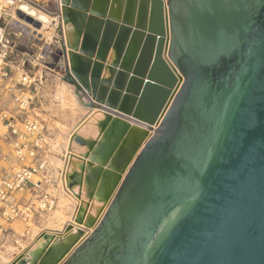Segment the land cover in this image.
<instances>
[{"label": "water", "instance_id": "water-1", "mask_svg": "<svg viewBox=\"0 0 264 264\" xmlns=\"http://www.w3.org/2000/svg\"><path fill=\"white\" fill-rule=\"evenodd\" d=\"M56 13L70 78L103 116L67 162L76 229L11 264H264V0H58Z\"/></svg>", "mask_w": 264, "mask_h": 264}, {"label": "built area", "instance_id": "built-area-1", "mask_svg": "<svg viewBox=\"0 0 264 264\" xmlns=\"http://www.w3.org/2000/svg\"><path fill=\"white\" fill-rule=\"evenodd\" d=\"M16 13V9L13 15L9 10H0V83L5 84L15 108L13 115L0 116V244L11 241L18 246L25 238L26 230L17 233L11 226L19 223L28 229L36 218L55 210L58 192H70L65 182L68 155L61 157L62 166L57 180L50 177L48 156L51 136L45 122L33 113L37 105L40 107L38 90L43 76L31 78L25 53H20L17 42L11 40V35L16 36L10 28ZM51 28L52 38L44 41L45 48L40 53V59H49L56 52L62 53L55 67L63 61L62 78L70 77L63 60L65 34L59 15L53 17ZM51 44L55 45H52L54 51Z\"/></svg>", "mask_w": 264, "mask_h": 264}, {"label": "rangeland", "instance_id": "rangeland-1", "mask_svg": "<svg viewBox=\"0 0 264 264\" xmlns=\"http://www.w3.org/2000/svg\"><path fill=\"white\" fill-rule=\"evenodd\" d=\"M16 4L23 3L27 4L29 7L40 11L44 14H47L49 16L51 15H58L56 13V5L54 0H10ZM10 6L8 8H5V11H8L13 15V10H15L16 6ZM53 18V16H51ZM10 28L12 29V33H16V36L11 35V40L14 42H17L18 45V51L20 53H25L24 58L28 61L30 68L28 69L30 72L31 78L34 76L36 79H39L43 76V81L41 82V88L38 90V98H39V104H40V110H34L33 113L37 114L46 124L49 134L51 136V139H54L56 137L57 133V127L55 126L56 122H62L61 119V113L58 107V102L55 99L56 90L59 87V85L64 82L67 84H70L71 87H75L76 91L79 93V89L76 87L75 83L72 81L70 77H63V61L59 63V67H55V64L60 59L59 52L54 53L51 58L44 60L40 59L41 55L40 53L44 51L45 45L44 41L48 42V39L52 38L53 35V28H51V25L49 28L41 30L39 33V27H36L32 23L26 22L24 19L19 18L17 15L14 16V19L12 21V24L10 25ZM20 33V35H19ZM55 46L54 44H51V46ZM52 46V47H53ZM54 48H52V51H54ZM19 53V54H20ZM40 72V73H39ZM74 89V88H73ZM79 100V99H78ZM39 108V106L37 105ZM84 109V107L82 106ZM91 109V108H87ZM14 105L12 103V97L9 93L5 90V84L3 82L0 83V116L2 114L13 115L15 112ZM50 146V143H49ZM52 157V156H51ZM50 155L48 156V162L50 163ZM61 158V157H59ZM61 163V161H60ZM61 165V164H60ZM54 166V165H53ZM61 167V166H60ZM59 167V168H60ZM56 167H52L51 170H53V174ZM58 168V169H59ZM56 174H54L55 176ZM55 180V179H54ZM52 191V189H50ZM55 192V191H54ZM58 197V196H57ZM58 203L56 204V206ZM57 208H55L56 210ZM54 210V212H56ZM50 214H44L41 216L40 220L43 222V226L51 227L52 225H49L51 217L54 215L53 213ZM51 215V216H50ZM58 223H55L54 225H57ZM61 225V224H58ZM14 231L17 233H22L24 230H29V237L33 238V231L37 230L34 225H29L28 229L25 228L23 225L19 223L13 224L11 226ZM38 231V230H37ZM22 244L19 243V247ZM16 246V247H18ZM7 247H13L14 252H16L15 247L11 246L10 243L6 244H0V248L6 249ZM13 252V253H14ZM12 253V254H13Z\"/></svg>", "mask_w": 264, "mask_h": 264}, {"label": "bare ground", "instance_id": "bare-ground-1", "mask_svg": "<svg viewBox=\"0 0 264 264\" xmlns=\"http://www.w3.org/2000/svg\"><path fill=\"white\" fill-rule=\"evenodd\" d=\"M54 1L57 10L58 0H54ZM13 5H15V3L10 0H0V10L1 9L5 10L3 7L8 8ZM15 6L17 12H20L25 17L31 18L33 23L39 24L40 26L39 33L41 32V30L49 28L51 23H53V18L51 16L44 14L40 11H37L29 7L27 4L19 3L16 4ZM73 91H74L73 87H71L70 84L64 82H62L56 90L55 99L58 102V107L61 113L60 115L62 122L55 123V126L57 127L58 131L56 133V137L54 139H51L50 141V157L52 156L50 158L51 160L50 163L52 164V166L49 164V172H50V177L55 180H57L58 170L61 168L60 166H62V159L59 157H62L65 154L66 155L69 154L77 157L79 154L84 152V148L77 145L76 142L73 140L74 136H78L83 139H90V138L94 139L97 135L95 124L103 116L102 115L103 112L101 110H95L93 108L83 109L82 108L83 104L84 103L87 104L88 101L85 99L83 100V102L79 101L78 98L74 95ZM60 161H61V165H60ZM76 161L77 160L75 159L72 160L73 163L72 167ZM52 167H56L54 171V174H56L55 176L52 173L53 172V170H51ZM75 193H77V189H75L73 193L70 192V194L58 192L57 198L59 201H58L57 209L55 210L56 212L53 211L54 215L51 217L52 220L56 221L58 224L64 225V223L71 222V225H73L74 230L76 229V226L73 224V219L72 218L70 219V214L74 213L75 206L79 207L80 202L85 201L83 195L80 201L77 200L76 197L74 196ZM98 207L99 205L94 203L92 208L88 210V213H90L91 215H95L96 208ZM38 231L37 230L33 231V238H35L34 239L35 242L31 249L36 248L42 242L41 239H38L39 237ZM51 235H55V234H51ZM13 252H14L13 247H7L6 249L0 248V264H8L9 257Z\"/></svg>", "mask_w": 264, "mask_h": 264}, {"label": "crops", "instance_id": "crops-1", "mask_svg": "<svg viewBox=\"0 0 264 264\" xmlns=\"http://www.w3.org/2000/svg\"><path fill=\"white\" fill-rule=\"evenodd\" d=\"M56 15V14H55ZM55 15H51V16H55ZM66 37H67V35H66ZM71 38H70V42H71ZM74 88V95L79 99V101H82L83 102V100L85 99L86 100V98L85 97H83V96H81L77 91H76V89H75V87H73ZM88 106V103L87 104H83V107H84V109H87V108H89V106ZM37 110L39 111L40 110V107L39 108H37ZM40 111H42V110H40ZM68 156H70L69 154H67ZM77 162V163H76ZM75 163H74V165H75V167H77V166H79L81 163L80 162H78V161H76ZM61 164V163H60ZM73 182H75V179L72 181V183ZM67 194H70V193H67ZM58 198H57V203H58ZM77 207L78 206H75L74 207V213H72V214H70V219L72 218L73 219V217H74V214H75V211H76V209H77ZM56 208H57V206H56ZM54 223H57L56 221H54V220H52V218H51V220H50V223H49V225H52L51 227H46L45 226V228H44V226H43V222L40 220V218H36V220L33 222V224L32 225H34V227H36L37 228V230H40V231H38V235H40V234H43V233H47V234H58V233H62L63 232V230L66 228V226H68L69 224H71V222H67V223H64V225L63 224H61V225H54ZM13 226V225H12ZM28 232H30L29 230H27V232H26V236H25V238L24 239H22V240H20V244H22L20 247L18 246V247H16L14 244H13V242H8V243H10L11 244V246H14L15 247V250H16V252H14L13 254H11V256L9 257V262H8V264H11L14 260H15V258H17L20 254H22V253H25V252H27V250H29V249H31L32 248V246H33V244H34V242H35V238H30L29 237V233ZM50 232V233H49ZM19 245V244H18Z\"/></svg>", "mask_w": 264, "mask_h": 264}, {"label": "flooded vegetation", "instance_id": "flooded-vegetation-1", "mask_svg": "<svg viewBox=\"0 0 264 264\" xmlns=\"http://www.w3.org/2000/svg\"><path fill=\"white\" fill-rule=\"evenodd\" d=\"M63 60L65 61L64 57H63Z\"/></svg>", "mask_w": 264, "mask_h": 264}]
</instances>
